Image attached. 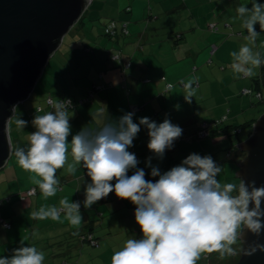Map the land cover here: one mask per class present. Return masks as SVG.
Here are the masks:
<instances>
[{
  "label": "crops",
  "instance_id": "0c3cea01",
  "mask_svg": "<svg viewBox=\"0 0 264 264\" xmlns=\"http://www.w3.org/2000/svg\"><path fill=\"white\" fill-rule=\"evenodd\" d=\"M254 2L264 4V0H243L242 2L240 0H91L88 10L64 36L60 47L53 54L56 60L53 62L52 56L46 65L39 79L42 82L41 86L38 83V87L34 89L37 91L36 99L29 105L27 99L24 100L21 103L24 106L20 114V104L18 105L11 126L13 123L16 126L13 121L16 117L28 121V125L23 130L18 129L16 137L12 135V131L10 132L13 143L12 152L16 147L27 150L28 135L35 131L31 123L34 116L43 115L53 110L46 104L49 97L54 100L61 97L80 100L84 99L90 91H94V96L89 103L76 104L73 107L74 115L69 121L72 135L85 126L90 129H98L103 123L117 121L122 115L129 112L134 113L133 121L135 123H138L139 119L143 117H148L157 124L160 120L168 118L172 124L182 128V125L177 122H188V119L182 116L175 120L176 115H170V109L177 108V105L178 108L192 105L193 119L196 121L203 116V124L209 123L210 121H206L208 107L212 114V109L216 108L215 105L228 103L230 98L234 99L236 94L244 88L252 87L251 89H254L256 79L260 80L261 90L259 91L263 96L260 100L264 102V63L254 69L256 73L253 79L254 85L248 80L249 77L235 73L230 67L234 62L231 53L238 52L246 44L252 47L253 52H259L261 59L264 60V31L260 29L259 24L255 25V31L259 36L256 38L255 44H251L245 39L248 35L247 29L242 27L243 20L236 11L242 3H247V6L251 8ZM111 21H116L119 26V32L115 37H110L104 32L106 25ZM212 24L216 26L215 29H212ZM123 25H126L127 33L123 32ZM114 55H118L119 58L114 59ZM220 64L226 65L223 71L225 76L221 81L225 82V89L232 91L230 95L224 94L222 83L213 74L214 69ZM197 65H200L202 69L198 70ZM189 79L193 80V87L196 89L190 104L184 100L185 92L181 84V81L187 82ZM168 84H171L172 88H168ZM208 84H218L220 91H223L220 94L222 98L217 99L220 102H212L206 98L204 88ZM213 96L216 98V95ZM216 110L220 113L219 108ZM201 113L202 116H200ZM69 115H72L71 110H69ZM261 115L243 123L258 120ZM228 120H230L229 117L222 126H225L226 123H229L227 125L242 124L227 122ZM201 125L198 121L194 126L192 125L194 131L191 135L186 134L190 133L187 132L189 128H182L186 131L185 135L175 142L188 144V141H192V137L195 139ZM247 131L248 129H241L242 133L240 132L238 137H246L245 132ZM212 135L218 134L209 135V137H213V143H216L218 138ZM231 135L230 137L225 134L221 135L219 141L228 138L233 146L228 154L231 153V150H236V154L242 156L244 160L246 152L242 151L239 145L243 141L239 142L235 134ZM233 136L236 137V140ZM248 136L249 133H247ZM139 139L144 141L146 150L143 153L153 155L147 148L149 137L147 129L143 126L133 142L135 143ZM70 140L71 135L69 136L68 162L72 163ZM216 146L211 144V147ZM190 147L194 149L195 144L188 145L187 149ZM183 149L184 145L178 148L182 151ZM173 150V148L166 150L164 157L171 154ZM132 151L135 152L136 148ZM11 157L13 158L14 154ZM15 161V168L18 170L16 157ZM138 161V167L145 170V178L153 179L150 175L151 169L140 164L142 159H138ZM164 161L163 159L161 162L151 163L153 166H159L160 170L164 172L172 168ZM9 163L10 161H8V165ZM236 167L238 172L240 167L239 165ZM19 169L22 170V168ZM133 171L130 170L129 175ZM222 172H224L226 180L220 183H228V180L233 176L228 177L226 176L227 172L225 173L223 170ZM235 177L240 183L237 174ZM56 178L63 190H58L54 197H58L59 193L61 197L64 195L65 197H81L84 201L85 186L91 181L82 165H77L75 174H69L67 165H65L64 168L57 171ZM217 179L219 181L220 178L217 177ZM18 180L21 181L18 189L16 188L18 193L25 192L27 196L31 197L39 195L40 189L37 187V180L30 182L27 186H25V179L19 178ZM114 183L115 181H113ZM23 185L26 188H23ZM77 185H79V189H76V192L72 191ZM68 187L70 189H67ZM32 189H35L36 193L29 194ZM17 191L12 192L11 195H15ZM109 195L111 196L110 201L114 199L119 202L124 201L118 199L115 193ZM79 201L82 204V201ZM98 203L99 201L95 204ZM106 204L108 203L106 202ZM129 204L135 208L130 202H125L127 208ZM94 205L90 209H86L81 225L74 227L67 222L72 227L71 232H79L86 224L96 223L99 220L98 217H92V210L95 211L94 215L98 213L97 207ZM107 208L110 209L111 206H107ZM57 224L60 227L64 225L62 217ZM234 246L242 247V243L238 242Z\"/></svg>",
  "mask_w": 264,
  "mask_h": 264
},
{
  "label": "clouds",
  "instance_id": "9594fccd",
  "mask_svg": "<svg viewBox=\"0 0 264 264\" xmlns=\"http://www.w3.org/2000/svg\"><path fill=\"white\" fill-rule=\"evenodd\" d=\"M247 5L242 3L236 11L243 20L242 27L247 29L245 39L254 45L259 36L254 26L259 24L264 31V4L254 2L251 8ZM231 56L234 61L231 69L244 77H252L254 69L264 63L260 53L253 52L247 44ZM181 84L184 100L190 104L196 91L193 80ZM49 103L53 110L35 115L31 121L35 131L28 135L27 150L16 147L12 154L23 170L41 178L36 184L45 198L63 190L56 178L58 169L67 165V172L75 174L77 165H82L91 181L85 186V209L110 193L135 206L134 217L141 238H128L112 255L111 264H197L203 253L218 252L222 258L264 254V243L259 242L264 235V185L257 187L254 180L246 182L242 177L239 184H221L217 177L223 167L210 155L189 154L179 165L164 172L153 166L152 158L162 161L166 150H171L182 136V128L168 118L157 124L143 117L135 123L134 113L129 112L98 129L85 126L72 135L69 122L74 115L72 101L56 99ZM17 108L16 104L11 106L12 115L5 125L9 142ZM14 122L21 130L28 125L21 117ZM141 126L147 129V148L153 154L146 161L153 179L145 178V170L138 167L136 155L129 151ZM70 135L72 163H68ZM130 170H134L131 175ZM80 208V202L63 198L58 207H41L31 215L39 220H58L63 214L70 225L79 226L83 220ZM245 233L256 240L247 243L243 239ZM238 242L242 247H234ZM21 245L11 257L0 258V264H44L42 251Z\"/></svg>",
  "mask_w": 264,
  "mask_h": 264
},
{
  "label": "rangeland",
  "instance_id": "374dc122",
  "mask_svg": "<svg viewBox=\"0 0 264 264\" xmlns=\"http://www.w3.org/2000/svg\"><path fill=\"white\" fill-rule=\"evenodd\" d=\"M242 1L243 0H240V2ZM55 60L56 57L53 56L52 61L54 62ZM197 66L198 70L202 69L200 65ZM217 66L218 67L214 69V77L220 80L222 83L224 94L230 95L232 94V91L230 89H225V82L221 81V79L225 76L223 71L226 65L220 64ZM255 74L256 73L254 72V75ZM254 75L248 78V80L253 85V79L255 78ZM38 83L41 86L42 82L40 80ZM38 83L36 87H38ZM223 91H220L218 84H208L204 88L206 98L217 103L220 102L217 99L222 98L220 97V94ZM243 91L244 89H242L241 92L239 91L236 94L237 97L235 96L236 98L232 96L234 99L230 98L228 103H220L215 105L216 108L220 109V113H218L216 108H213V113L210 114V108L208 107L206 111V121L210 122L205 123L208 124V129L207 127H204L202 113L200 114L202 118H199L196 121L193 119L192 113L194 109L192 105H185L183 108L178 109H170V115H176L175 120L181 118L182 116L188 119V122H177V124L182 125V128H189L187 132L190 133L186 134H193L194 129L192 125L194 126L198 121L199 125L202 124L199 131L206 129V136L204 135L205 137H201L198 132V134L195 135V139L192 137V141H188V144L186 145L182 142H175L173 146L174 150L171 154H167V156L164 157V163L170 164L171 167L177 166L189 154H192L194 151H196L197 154L201 156L210 155L215 162L223 167V171H225V173L227 172L226 176H233L232 179L228 180V183L238 184L239 180L235 177L238 170L236 165H238L237 163L241 162L243 158L242 156H238L236 154V150H231V153L228 154L230 149L233 147L230 140L228 138H224L222 141H219V139L222 137V134L219 135L221 128L220 126H222L226 119H224L225 121H221L219 124H217L216 121L218 119L222 120L225 115H228L230 120L227 122H237L238 124H241L246 120H250L255 116H259V114H264V102H261V100L256 97L255 93L246 95L243 93ZM213 95H216V98ZM36 97L37 91L35 90L26 100L27 104L29 105L31 102H33ZM62 98H70L75 100L71 97ZM75 101H79V99ZM21 103L23 102L19 103V114L22 112V107L24 106V104ZM162 122L163 120L159 121V123ZM227 124L229 123H226L225 125ZM182 130V135L184 136L186 131L184 129ZM11 131L12 135L16 137L18 134V129L14 123L11 126ZM209 134H218L212 135L215 138H218L216 143H213V137H209ZM246 134L247 132H245V136ZM191 144H195V148L192 149V147H190L191 150L187 149V146ZM211 144L217 146L211 147ZM182 145H184L183 151L178 150V148ZM134 148H136L135 152L132 151ZM145 150L146 148L143 139H139L135 143L133 142V146L129 148V151L134 153L137 159H142L140 163L141 165H146L147 159L149 157H153V155L143 153ZM8 161H10L9 165L7 163L4 168L0 169V258L11 257L13 251L21 247V243H23V246H34L38 251H42L45 255L44 264H111L112 255L123 247L128 238H141L140 229L135 222V208L130 204V208H127L125 206V202L128 203L129 201L126 200L122 202H119L115 199L111 201L109 200L110 202H107L108 204L102 203L101 200H99V203L94 205L97 207L96 209L98 213L94 215L95 211L92 210V217H98L99 220L96 221V223L90 222L86 224L83 229L87 227L91 228L92 226L95 227V236L98 238L96 239L98 241V244L96 245L94 243L82 242V240H79V235H73L71 232L72 227L67 224L68 221L65 219L63 214L61 215L62 222L64 224L62 227L57 224L59 219H34L31 215L32 212L38 211L41 207H58L60 200L63 198H67L70 202H80L79 200L82 201V198L65 197V195L61 197L59 196V193L58 197L51 196L45 198L41 191L39 192L38 196L34 197L27 196L25 192L18 193L16 188L18 189V186L21 182L18 180L19 178L25 179V186L30 184V182L40 180L41 178L35 173H30L23 169H19L21 167L18 164L17 170L15 168V155L13 158H9ZM151 162L158 163L161 162V160H157L155 157H153ZM61 169H58L57 171H60ZM218 177L220 178L219 182L226 180L224 172H221ZM25 186L23 185V188H26ZM77 186L74 187L72 191L76 192V189H79V185ZM67 189L70 188L68 187ZM15 191H17V193L15 195H11L13 194L12 192ZM107 206H111V208L109 209ZM80 212L82 217H85L86 209L83 207V201ZM5 223H11V226L8 227ZM234 247L238 248V246ZM240 256L241 254L235 257L225 256L222 258L218 252L203 253L201 258L197 261V264H235L237 261H239Z\"/></svg>",
  "mask_w": 264,
  "mask_h": 264
},
{
  "label": "water",
  "instance_id": "95a60500",
  "mask_svg": "<svg viewBox=\"0 0 264 264\" xmlns=\"http://www.w3.org/2000/svg\"><path fill=\"white\" fill-rule=\"evenodd\" d=\"M89 4L90 0H0V169L13 150L5 133L11 106L31 96L50 58ZM239 145L246 157L237 163V176L254 180L257 187L264 185V114ZM243 239L251 243L256 237L245 233ZM259 242L264 243V235ZM235 264H264V254H241Z\"/></svg>",
  "mask_w": 264,
  "mask_h": 264
},
{
  "label": "trees",
  "instance_id": "16d2710c",
  "mask_svg": "<svg viewBox=\"0 0 264 264\" xmlns=\"http://www.w3.org/2000/svg\"><path fill=\"white\" fill-rule=\"evenodd\" d=\"M212 29H215V28H212ZM259 81H260L259 79H256V82H255V86L256 87L253 89L254 92H261V91H259V90H261L260 89L261 83ZM224 117H226V119H227L228 115H225ZM256 121L257 120H253L252 122L250 121L248 123H242L241 125H225V126H221L220 133L219 134H222V135L225 134V135H227V136L230 137V136H232L231 134L233 133V134H235L238 137V135H240L242 133L241 132V129H243V130L244 129H248V131H247V133H249V136L248 137H247V134H246V137L245 138H242V137L239 138L238 137L239 142L245 141V140H247L251 136V134L253 132V125L256 123ZM110 199H111V196L108 195L106 198L101 199V202L102 203H106ZM72 233H75V231L72 232ZM95 233H96V231H95V228H93V227H91V228L90 227H87V228H84V229L81 228L80 231L78 232L79 240H82V242H89V243H93L95 241L98 244V241L96 240L98 238H96V236H95L96 234Z\"/></svg>",
  "mask_w": 264,
  "mask_h": 264
},
{
  "label": "built area",
  "instance_id": "2783aa9c",
  "mask_svg": "<svg viewBox=\"0 0 264 264\" xmlns=\"http://www.w3.org/2000/svg\"><path fill=\"white\" fill-rule=\"evenodd\" d=\"M90 2H91V0H90ZM211 27H212V28H216V26H215L214 24H212ZM122 30H123V32H126V33L128 32V30H127V28H126V25H123ZM104 32H105L106 35H108V36H110V37H115V36L118 34V32H119V26H118L117 22H116V21H111V22H109V23L106 25ZM118 58H119L118 55H114V59H118ZM128 66H129V65H128ZM168 85H170V84H168ZM168 85H167V87H168ZM96 88H100V87H96ZM96 88H95V89H96ZM168 88H169V87H168ZM95 89H94V90H95ZM243 93L246 94V95H250V94H252V93H255L256 97L259 98V99H262V97H263V96H262V92H254V90H253V89H250V88H244ZM93 96H94V91L92 90V91H90V92L88 93V95H87L84 99H80L79 101H75V100H72V99H70V98H59V100H67V99H70V100L72 101V106L74 107L76 104H87V103H89V102L92 100ZM50 100H53V101H54V98L49 97V98L47 99V101H46V104H47L48 107H51V108H52L51 104L49 103ZM73 107H72V109H73ZM39 110H41V107H39ZM224 119H226V117H223L222 120H217L216 123L219 124L221 121H224ZM207 126H208V124H204V127H207ZM208 128H209V127H207V129H208ZM205 133H206V129L199 131V135H200L201 137H205V136H206ZM204 135H205V136H204ZM32 190H33V189H32ZM32 190L29 191V194H34V193H36V190H35L34 193H33ZM5 224H6V226H8V227L11 226V223H5ZM91 237H92V236H91ZM93 243H94V244H97L95 241H94Z\"/></svg>",
  "mask_w": 264,
  "mask_h": 264
}]
</instances>
